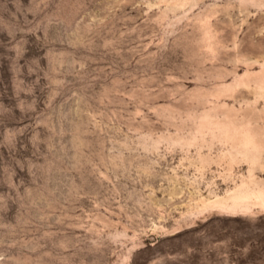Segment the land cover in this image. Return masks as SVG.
Segmentation results:
<instances>
[{
    "label": "rangeland",
    "instance_id": "obj_1",
    "mask_svg": "<svg viewBox=\"0 0 264 264\" xmlns=\"http://www.w3.org/2000/svg\"><path fill=\"white\" fill-rule=\"evenodd\" d=\"M0 264H264V0H0Z\"/></svg>",
    "mask_w": 264,
    "mask_h": 264
}]
</instances>
